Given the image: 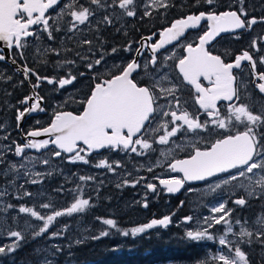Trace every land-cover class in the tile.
I'll return each instance as SVG.
<instances>
[{
    "label": "snow or ice",
    "instance_id": "snow-or-ice-1",
    "mask_svg": "<svg viewBox=\"0 0 264 264\" xmlns=\"http://www.w3.org/2000/svg\"><path fill=\"white\" fill-rule=\"evenodd\" d=\"M60 0H0V52L3 47L15 48L22 60L26 59L24 52L29 47H35L29 42V38L35 41L42 39L41 33H46L48 40H55V32L65 31V28L57 21H66L67 28L64 39L73 41L77 33H82L81 26H85L89 31L97 33V47H93V41L89 39L80 40L75 47L68 48L61 45L57 48L44 47L41 52L40 47H36V52L45 58L40 62L47 65L50 61L47 55L52 52L65 54L64 59H56L53 62L55 68H67L65 76H53L51 78L41 77L35 69L29 68L27 63L17 67V72H22L24 80L19 82L22 85L25 80L29 83L30 77L35 76L37 83L32 85L34 94L24 96L20 104H27L22 111L17 109L15 117L17 128L20 121L27 113L43 112L40 101L43 97L35 94V89L42 81H47L50 85H58L59 89L71 86L77 79L87 76L90 83L85 88L74 89L66 96L59 105V109L53 113L51 122L46 127H37L25 134L26 142L23 144L12 142V145L0 146V165H7L0 169V177L6 179L4 185H0V236L6 235L11 238V243L0 246V256H7L19 249L23 243L29 239H36L42 234H48L49 240L64 237L70 232V224L66 223L58 227L56 231H50L51 226L58 222V218L73 217L74 214H84L90 210V200L76 196L77 192L83 190L82 184H77L76 188L67 189V193L72 194L73 202L63 206V210H56L55 201L49 203H38L46 196L43 189L37 192H30L26 185H39L45 179H51L54 175H64L55 167L47 171H35L34 165L42 163L50 165L48 157L28 155L26 150L48 149L50 145L55 146L53 155L63 159L62 154H68L70 163L83 162L89 164V154L97 153L101 149L110 151H124L136 153L144 156L148 150L155 151L153 143L159 145H171L167 154L173 155V148L177 152H185L186 158L173 159L167 167L171 172L182 173V177L160 179V185L168 193L179 191L188 181H207L208 178L218 177L219 174H228L208 185L210 191L221 189L226 191L229 197L238 190L245 194L235 199V205L247 207L249 201L254 198L260 199L261 209L254 219L247 217L241 219L237 216L232 219L234 208L227 207L228 200L220 202L218 206H212L211 217L203 219V225H197L195 229L186 230L182 239L194 242L218 241L220 246L218 252L212 257L207 254L204 259L198 260L195 264H252L251 256H259V264H264V104L258 110H253L248 104L234 103L240 101L241 91L247 94L248 79H243L234 74V69L242 70V62H248L250 74L255 87L261 94H264V71H258L257 65L264 66V55H259L261 42H264V35L253 38L250 49L243 50L235 54L234 61L225 62L222 55L232 56L231 50H225L223 54H213L212 43L221 33H232L235 39H240L239 31H250L256 24H264V4L260 5L261 15L257 17L251 13L257 11L254 5L246 3V0H230L228 8L238 5L236 10H219V0H195V6L207 5L208 10L199 11L198 14H188L178 19H174L170 26L162 27L159 30V39L152 43V38L157 35L143 37L138 47H135V55L131 60L108 64L106 57L111 54H119L121 48L112 47L111 51L105 50L107 43L100 35L104 26L115 27L116 32L123 31L128 34L127 24H116L124 17H136L142 12L141 20L144 17H153L157 14L162 21L166 20L165 13L174 7L173 0H70L59 7ZM59 7L54 15H49V10ZM183 8V5H181ZM119 9V13L116 12ZM101 10L104 15L92 24V18ZM202 21H206V30L198 35V42H188L181 45L180 41L189 29H199L204 27ZM147 41L148 43H145ZM177 42V47H182L183 55L175 63V68L179 70L183 81L195 89V104L199 106L198 113L206 114L207 119L201 120L200 115H193L187 109V101L184 102V110H181V100L178 95L179 85L170 78L168 61L177 56L174 47L171 55L163 56L161 63L158 61V54L165 46ZM85 46L86 50H85ZM134 42L130 41L123 51L131 53ZM150 50L151 58L140 63L144 52ZM254 50V51H253ZM74 54V59L66 58V54ZM98 57V58H97ZM5 60V56L0 54V61ZM13 64L16 59L13 57ZM77 63L85 67L84 72L76 71ZM151 65V70H150ZM142 70L143 74L140 75ZM91 73L90 75H88ZM6 74H0V80ZM139 75L140 78L135 77ZM201 78L207 81L205 87L201 83ZM12 80V76H7ZM149 83L144 85V81ZM259 81V82H256ZM144 85V86H142ZM167 85V86H165ZM17 85H13L16 87ZM159 89V92H157ZM84 93L80 100L74 97ZM10 95V93H6ZM163 98L164 103L161 102ZM249 99H251L249 95ZM226 101L227 115L222 116V109L218 107V102ZM6 103V102H5ZM69 103L78 104L82 111L62 110ZM259 101H254L257 104ZM169 118V119H165ZM39 125V121H37ZM0 128H5L0 123ZM224 130V131H220ZM162 131V134H160ZM158 140L150 142L149 137L157 136ZM47 136V139H37ZM215 137V138H214ZM2 137L0 139H7ZM214 138V139H213ZM19 157L20 162L10 161L7 154ZM190 153V154H188ZM161 155H164L161 152ZM97 168H107L109 172H115L116 168L122 167L119 161L109 163L102 158L94 165ZM152 171V167L147 169ZM231 170H236L231 174ZM76 176V173L72 174ZM24 183L18 184L21 178ZM71 177L65 176V182ZM142 179V178H141ZM96 181L94 175H81L79 181L87 184L88 181ZM241 181L236 183V181ZM137 180L135 183H139ZM127 183V180H125ZM118 188L121 184L116 185ZM103 187V181L94 190L98 193ZM230 187V190H229ZM148 190L156 192L157 186L154 183H147ZM191 191V189H190ZM56 193L65 192L64 184L54 189ZM10 195H14L17 200L23 201L28 197L33 201V206H26L21 203L18 206L8 200ZM139 203V202H136ZM183 204V201L181 202ZM147 207V204L144 205ZM9 209H16L18 214H28L35 218L42 226L30 221H25L23 230H12L8 224V218L4 215ZM47 210L50 214H43L41 211ZM82 219V217H81ZM174 219L169 215L163 218H153L150 222L143 223L138 227L130 229L122 228L114 218L94 220L100 225L91 231L81 224L80 228L67 235V243L51 244L47 248L37 247L34 250L36 255L44 253L38 264H56L55 258L68 249V256L74 253L73 246H82L88 241H97L101 238L116 234L127 237H136L145 233L146 230L155 226L168 227ZM185 220H192L188 216ZM16 216L11 217L15 223ZM213 225H224V234L217 236L209 229ZM38 229V230H37ZM231 233L234 239H229ZM249 251H245V247ZM256 247L259 251H256ZM227 249V251H224ZM115 250V249H113ZM51 257V258H50ZM65 264H68L66 258Z\"/></svg>",
    "mask_w": 264,
    "mask_h": 264
},
{
    "label": "trees",
    "instance_id": "trees-1",
    "mask_svg": "<svg viewBox=\"0 0 264 264\" xmlns=\"http://www.w3.org/2000/svg\"><path fill=\"white\" fill-rule=\"evenodd\" d=\"M70 0H60L59 7ZM174 7L168 9L165 13L166 20L162 21L157 14H154L153 17H144L141 20V16L137 15L136 17H124L121 24H127L128 34L124 33L119 34L116 32L115 27L105 26L100 31L102 38L106 42H113L119 45L124 44V41L130 39V37H140L142 35H148L152 32H158L162 27L168 25L173 19L181 17L188 13H195L198 11L208 10L207 5H195V0H173ZM230 0H219V10L229 9L228 4ZM80 3H85V0H80ZM246 3L254 5L257 11L252 12V15L259 17L261 12L259 11L260 5L264 4V0H246ZM183 5V8H181ZM59 7H54L52 10H49V15H54ZM238 5H234L231 9H237ZM103 10L97 13L95 16H103ZM97 20V19H96ZM64 28L66 27V21H57ZM65 31L55 32V40H48L46 33H41L42 39L40 41H35L33 38H29V42L34 44L35 47H29L25 52L24 56L26 59L22 60L17 54L18 50L15 48L10 49L11 57H15L16 62L19 66L27 63L29 68H33L41 76H47L49 78L53 76H65L68 69L67 68H55L53 67L54 59L51 56H47V59L50 61L47 65L41 63L40 61L45 57L36 52V47H52L57 48L61 45H64L68 48H73L78 43V37L80 33L76 34V39L73 41H68L64 39ZM63 33V35H62ZM95 37V34H92V31H89L88 38L92 40ZM85 39V37H83ZM123 38V39H120ZM64 59L65 54L60 53L56 59ZM66 58L74 59V54H66ZM126 62V60L124 61ZM85 69L83 65L77 63L76 71L82 72ZM0 74H6L5 78L0 80V123H7V141L12 144L13 141L23 144L21 139V134H25L28 130L45 126L47 125L52 118V115L55 111L60 110L59 105L65 100L64 97L65 89L69 86H65L64 89H59L58 85H50L47 81H42L36 92L39 96L43 97V107L44 111L39 112L35 115L28 116L22 123L20 131L17 128V121L15 119L17 115V109L20 111L24 108L25 104H20L19 101L23 100L24 96H27L29 93V86L35 85L37 83L35 76L30 77L31 83L27 80L20 85L19 82L24 80V77L17 72L8 62L5 60L0 61ZM7 76H12V80H8ZM82 81V86L85 79H77L75 83ZM73 84V85H74ZM13 85H17L13 87ZM70 90V89H69ZM10 93V95H6ZM83 92L79 98H82ZM75 98V97H74ZM76 99V98H75ZM77 100V99H76ZM6 102V103H5ZM77 109H81L78 104L69 103L62 110H71L77 112ZM39 121V125H37ZM1 131V129H0ZM10 136V139H9ZM11 157L14 156L11 153H8ZM64 157L65 155L62 154ZM126 159L130 160L129 154H126ZM125 159V158H124ZM123 159V160H124ZM121 160V162H123ZM79 176V174L77 173ZM78 181L79 178L77 177ZM73 180V178L71 179ZM68 180L65 182V178H61L59 175H54L51 179L43 180L42 184L46 188V196L42 198L38 203H49L55 201L57 206L60 202H64L70 195L66 193L68 185L72 182ZM69 183V184H68ZM103 187L99 188V192L96 191L94 195L89 196L90 205L92 207L90 210H86L84 214H74L73 217H63L58 218V222L54 223L51 226L50 231H56L58 227L63 226L66 223L70 224V232L66 233L64 237L57 238L54 240L48 239V234H42L41 237L36 239H31L29 234V239L22 244V246L17 249L14 253L7 256H0V264H38V261L44 255H36L34 250L37 247L47 248L51 244H65L67 243V235L71 232L76 231L78 228H72L74 225L78 224L80 228L81 224L85 227H94L97 223L94 221V217H106L109 210H121L122 203H125V197L127 195H134L133 191L129 187H116L107 182H103ZM61 184H64L65 192L56 193L54 189L59 187ZM99 186V185H98ZM72 188V184L70 185ZM90 193V191H88ZM8 200L13 203L16 198L13 195L8 197ZM33 206V204L31 205ZM138 209V208H137ZM139 210V209H138ZM156 210V209H155ZM155 212H158L155 211ZM134 214L132 211L127 210V212L122 213L121 216H114L118 220L119 226L122 228H129L133 222L127 219L128 216ZM126 216V217H124ZM82 217V219H81ZM93 220V223L90 221ZM87 223H90L89 225ZM89 231L92 228L88 229ZM113 234L101 238L97 241H88L82 246H73L71 251L74 253L73 256H68V249H65L60 253L56 258V264H65L66 258L68 259V264H152L155 262H164L172 261L175 264H195L197 257L194 256V251L196 250L197 244L201 248L202 242H194L187 239H182L184 236L183 232L175 228L174 225H169L161 231L157 230H146L145 233L138 234L136 237L131 235L124 237L115 233V230H112ZM0 241V246L4 244ZM115 249V250H113ZM51 258V257H50Z\"/></svg>",
    "mask_w": 264,
    "mask_h": 264
},
{
    "label": "rangeland",
    "instance_id": "rangeland-1",
    "mask_svg": "<svg viewBox=\"0 0 264 264\" xmlns=\"http://www.w3.org/2000/svg\"><path fill=\"white\" fill-rule=\"evenodd\" d=\"M138 2H142V0H138ZM119 9H116V12L119 13ZM105 13L103 12V15ZM138 15L142 16V12H139ZM101 18V16L99 15L98 17L94 16L92 18V24L94 25L96 23V19L99 20ZM121 23H117L116 27H120ZM105 27V26H104ZM67 28V24L65 27V30ZM81 28L83 29V32L77 35H80V37H78V42L82 39H84L83 37H85V39H88L86 37H88L89 35V29L86 28L85 26H81ZM203 27L199 29V32L201 33L203 31ZM102 31V30H101ZM198 31L194 30L193 33H190L188 35V37H198V35L200 34ZM58 33V32H57ZM124 33L123 31L119 32V34ZM92 34H95V37H93L92 41H93V47H97L98 45V41L96 39L97 37V33L92 31ZM63 35V33H62ZM99 35L102 37V35L99 33ZM123 39V38H120ZM137 39V38H136ZM141 39V36L138 37L137 40ZM129 39L125 40L128 41ZM113 44V42L109 41L108 45ZM44 45H42L40 47V49H42ZM85 46V50H86ZM43 50H41L42 52ZM111 51V50H110ZM108 51V52H110ZM172 51H170L167 55H171ZM41 55V54H40ZM59 54L56 52H52L49 53L47 56H51L54 61L55 58L58 56ZM107 58V57H106ZM113 58V55H111V59ZM127 57H125V55L122 56V60L123 61H127L126 59ZM121 59H117V58H113L112 62H110L109 64L113 63V62H119ZM175 76V74H174ZM176 77V76H175ZM83 88L82 86V81H79L77 83H75L74 85H71L69 87H67L64 92V97L69 93H72L74 89H81ZM70 89V90H69ZM82 94V93H81ZM75 96V98L77 100H79L80 96ZM251 99H249V106L253 108V110H258L259 107H256V104H253V100H252V95L251 93L249 94ZM5 125V128H0V138L7 136L6 135V131H7V123L2 122ZM10 139V136H9ZM4 145H12L10 142H8L6 139H0V146H4ZM53 149H47L43 152L40 153H34V152H26V154L28 155H34V156H38L44 158V157H48L51 160V164L50 165H44L42 163H37L34 165V169L35 171H47L52 167H55L56 169H58L60 172H62L64 175H59L61 178H65V176L67 177H71V179L73 178V180H71V184H72V188H76L77 184H82L83 185V190L80 192L76 193V196L81 197V198H85V199H89V196L94 195L95 194V188L98 187L99 182L103 181V182H107L113 186H116L118 183L121 184V187H129L132 189L134 195H127L125 197V203H122L121 206V210L115 211V210H109L108 211V215L106 217H99L101 220L105 219V218H114V216H121L122 213L127 212V210L132 211L134 214H131L130 216L127 217V219H129L130 221L133 222V224L128 228L130 229L131 227H138L141 226L143 223H146L147 220H150V210L147 207H145V204H148L149 201L154 200L156 203V207L157 208H161L163 203H172L171 206H182L184 208V212L181 213V215L173 221V225H175V228L178 227V230L182 231L183 234L185 233L186 230H190V229H195L197 227V225H203V219L205 217H211L213 214L210 212V208L212 206H218V204L220 202H224L223 199L221 198L222 196L219 195V191H221V194H223L224 196L228 195L226 191H222L221 189H217L218 190V194L214 193V191H210L208 185L209 184H205L203 186H199V187H194V186H189L186 189L180 191V193H178L175 196L174 200H170V198H168L167 196H164L163 193V189H161L158 184L156 183L155 179L158 178V175H162V173L160 172V170H156L157 167L163 162V160L167 157V159H171L172 157H174L175 155L169 156L167 153H165L164 155L158 154L157 156H153L152 155V159H150L149 157L144 156H139L136 155V157H130V160H127L126 157L123 160V162H121V160L119 161L118 159H116L114 156L112 155H104L105 159L108 160L109 163H113L119 161L122 165V167L116 168L115 172H109L107 170V168H103L104 171L103 173L101 172L99 175H97V167L92 166L88 172H90V175H94L97 177L96 181H88L87 184H84L83 182L78 181L77 177L79 178V176L81 175H85L87 176L88 174L86 173V169H87V164H84L83 162H77L75 164L70 163L68 161V159L64 156L63 159L61 158H57L55 157L52 153H53ZM7 159L10 161H15L17 163L20 162V158L16 157V156H10L9 154H7ZM134 159H137L136 162H134ZM93 164L95 165L98 162H94L92 161ZM4 167H7V165H0V169H3ZM86 167V168H85ZM149 167H152V171L149 172L147 169ZM76 173V176H73L72 174ZM77 173L79 174V176L77 175ZM142 178V179H141ZM6 179H11V175L7 178L4 177H0V185H4L6 183ZM24 179L23 177H21L17 183H24ZM125 180H127V183H125ZM139 180V183H135V181ZM43 182V181H42ZM42 182L39 185H26V189L30 192H37L41 189H43L46 193V188L45 185L42 184ZM154 183L157 186L156 192L154 193L151 190H148L146 188V184L147 183ZM241 181H237L236 183H240ZM69 184V183H68ZM70 184V185H71ZM104 184V183H103ZM70 185H68L67 189H71ZM117 187V186H116ZM67 189H66V193H67ZM161 189V190H159ZM191 189V191H190ZM88 190H92L90 191V193H88ZM230 190V187H229ZM163 191L162 194H160ZM69 194V193H68ZM245 193H243L244 195ZM70 196L65 198L66 200L64 202H60L57 206H56V210H63V206L65 205H69L71 202H73V197L72 194H69ZM14 196V195H13ZM183 201V204H181V202ZM234 199H231L232 205H228L227 207L229 208H233V207H238L237 210L234 211L233 215H232V219H235V217L239 216L241 217V219H243L244 217H247L249 220H252L255 218V216L260 213L261 209L259 207L260 204V199L259 198H254L252 200L249 201V205L247 207H243L244 209H247V211H245L244 213H242V207L235 205L233 203ZM139 202V203H136ZM24 203L26 204V206H30L33 204V201L30 200L28 197H25L23 201L20 200H15L13 202V204L17 205V209L18 206ZM170 205V204H169ZM168 205V206H169ZM139 210H138V209ZM167 209V205L163 207V209ZM176 208H173V211ZM236 209V208H234ZM41 211L43 212V214L47 215L50 214V212H48L47 210H43L41 209ZM166 213V211H164ZM180 212V211H178ZM237 214V215H236ZM7 218H8V224L7 226H10L12 230H23L24 228V224L25 221H30L36 225L42 226V224L40 222L35 221V218H31L29 217L28 214H18V211L16 209H9L7 213L4 214ZM187 215H190L191 217H193L192 220L185 222L182 220V218L180 217H185ZM12 216H16L17 220L15 223H13L11 221V217ZM126 217V216H124ZM95 221V220H94ZM96 222V221H95ZM90 223H93V220L90 221ZM90 223H87L88 225ZM97 224L94 227L89 226L88 229L92 228H99L100 225L98 224V222H96ZM177 226V227H176ZM225 227L224 225H213L212 229H209L210 232H215V234L217 236L224 234L225 231ZM72 228H79L78 224L74 225ZM38 230V229H37ZM229 239H234L232 237V234L229 233L228 237ZM0 241L3 243H7L9 241H11V238L7 237L6 235L0 236ZM203 243H205V245L201 244V248L199 247L200 245L197 244L196 250L194 251V256L197 257V260H201L204 259L206 254L207 256L210 258L212 257L214 254H216L220 248V246L218 245V241H201ZM205 246V247H204ZM245 247V251H249V249L247 248V246ZM224 251H227V249H224ZM256 251H259V248L256 247ZM44 254V253H43ZM251 261L252 264H259L260 258L258 255L253 254L251 256ZM152 264H175L172 261H164V262H155ZM209 264H213V262L209 261Z\"/></svg>",
    "mask_w": 264,
    "mask_h": 264
},
{
    "label": "flooded vegetation",
    "instance_id": "flooded-vegetation-1",
    "mask_svg": "<svg viewBox=\"0 0 264 264\" xmlns=\"http://www.w3.org/2000/svg\"><path fill=\"white\" fill-rule=\"evenodd\" d=\"M202 25H204V27H203L204 28L203 31H204L206 29V21H203ZM199 29H197L196 31L199 32ZM193 31L194 30H187L186 31L185 36L180 41L181 45L186 44L188 42H193L194 43V42L198 41V37H188V35L190 33H193ZM238 34L240 35V39H235L234 35L232 33H228V34L224 33V34H221L219 37H217L215 39V42L212 43V45H211V50L213 51V54H223V53H225L226 49L227 50H231L233 55L230 56V57L222 55V59H224L225 62H232L234 60V58H235V54H239L243 50L250 49L251 41H252L253 38H256V37L264 35V24H256L255 26H253L252 30H250V31H239ZM136 38L138 39V37H130V39L128 41H126V42L124 41V44H122V45H119L117 43H113L111 45H108V42H107L105 44V50L106 51H110L111 48L114 47V46L115 47H119V48H121V51L119 52V54H111V55H113V58L121 59L122 56L125 55V57H127L126 58L127 61H129L135 55V47L139 46L138 40ZM156 38L157 37L154 36L152 38L151 42L153 43ZM130 41L134 42V47H133L132 52L131 53L124 52L123 48ZM145 43H148V42L145 41ZM176 44H177V42H174L172 45L166 46L165 49H161L159 51V54H158V61H160L162 63L163 62V60H162L163 56L167 55L170 51H172L174 47L176 48L177 56L173 60L168 61L167 63L169 65L168 71H169L170 78L173 79L180 87V92L178 93V95H179L180 100H181V105H182L181 110H184V102L187 101V105H186L187 109L190 110L193 115L199 114L202 121L206 120L207 116H206L205 113H203V112H199L198 113L199 106L195 104V90H194V88L192 86L188 85L187 83H185V81H183V78L179 75L178 69L175 68V63L178 62V59L181 58L183 55H185V52H183L182 47H177ZM259 47L261 49L260 52H259V55H264V42H261ZM149 51L150 50H146L144 52L142 58L140 59V63L142 65H143V63L145 61L150 60L151 54H150ZM111 55H109L106 58L108 64L110 62H112L113 58L111 59ZM242 66H243L242 70L234 69V74L239 75L241 77V79H243L245 76H247V79H248V82H249L248 83L247 94H245V92L242 90L241 91V99H240V101H234V103H245V104L249 105V94L251 93L253 102L254 101H259V103H257L255 106L256 107H260L261 104H264V94H261L259 92V90L255 87V84L252 82L253 78H252V76L250 74V68H249L248 62H242ZM257 69H258V71H264V66H261V65L258 64L257 65ZM150 70H151V65H150ZM84 71H85V69L82 72H84ZM90 74L91 73H89L88 75H90ZM142 74H143V72L141 70L140 71V75H142ZM174 74H175L176 77L174 76ZM135 78L139 79L140 76L137 75ZM83 79H85V81L83 83V88H85V86L88 83H90V81L88 80L87 76H85ZM256 82H259V81H256ZM148 83L149 82L147 80L144 81V85H146ZM201 83L205 87L208 86L207 81H204L202 78H201ZM144 85H142V86H144ZM165 86H167V85H165ZM157 92H159V89H157ZM83 95H84V93H83ZM161 102L164 103L163 98L161 99ZM227 103L228 102H226V101L218 102V107L222 109V116H226L227 115V111H226ZM165 119H169V118H165ZM220 131H224V130H220ZM160 134H162V131H161ZM149 139H150V142H153L154 140H158V135L157 136H151V137H149ZM169 147H171V145H159V144L153 143V148L155 149V151L148 150V152L146 153L145 156L149 157L150 159H152L153 158L152 155L153 156H157L158 154H161V152H163L164 154L167 153ZM126 154H129V157H136V155H137L136 153H131V152H127L126 153L124 151H110V150H107V149H101L97 153L89 154L90 163L86 165L87 166L86 173L88 175H90V172H88V170L92 166H94L92 161L99 162L100 159L105 158L104 155H112V156H114L116 159H118L120 161V160H123L125 158ZM188 154H190V153H188ZM173 155H175V156L172 157L170 160L167 159V157H166L163 160V162L157 167L156 170H160L162 175H158L157 176L158 178L155 179V181L158 184V186L161 189H163V191H164V193L162 191L160 194L163 193V195L167 196L168 198H170V200H174L175 196L178 193H176V194L168 193L164 189V187H161L159 185V180L160 179H168V178H172V177H176V178L182 177L179 172H175V173L171 172L170 169L167 167V165L174 158L175 159L185 158L186 157V153L185 152H177L173 148ZM67 156H65V157L67 158ZM136 161H137V159H134V162H136ZM103 171H104L103 168H97V175H99L101 172L103 173ZM235 171L236 170H231V174H235ZM226 175H228V174H219L218 177L208 178L207 181H196V182L185 183L184 186L182 187V190L186 189L189 186L199 187V186H203V185L209 184V183L213 184L216 180H218L219 178H222V177H224ZM161 189H159V190H161ZM88 191H92V190H88ZM214 193L218 194V190L214 191ZM243 193L244 192L242 190H238V191H236L234 194H232L229 197V195L224 196L223 194H221V191H219V195L222 196L221 198L223 199V201L224 200H228V205H232L231 199L235 200V199L239 198L241 195H243ZM171 204H172L171 202L168 203V204L167 203H163L161 208H157L156 207V203H155L154 200L149 201V203L147 205H148V208L150 210V220L153 219V218H161L164 215H169L170 218H172L173 214H174L173 221L176 220L181 215V213L184 212L185 210H184V208L182 206H180V207L171 206ZM166 205H167V209L166 208L163 209V207L166 206ZM174 207L176 209L173 211ZM233 208H236L235 210H237L238 207H233ZM157 210H158V212H155ZM164 211H166V213ZM178 211H180V212H178ZM245 211H247V209L242 208V213H244ZM188 216H190V215H187L185 217H188ZM185 217H180V218H182V220L185 221V222L190 221V220H185L184 219ZM173 221L169 225H173L174 224ZM147 222H148V220H147ZM174 227H175V225H174ZM163 229H165V227L157 225L152 230L161 231ZM202 244L205 245V243H203V242H202Z\"/></svg>",
    "mask_w": 264,
    "mask_h": 264
},
{
    "label": "water",
    "instance_id": "water-1",
    "mask_svg": "<svg viewBox=\"0 0 264 264\" xmlns=\"http://www.w3.org/2000/svg\"><path fill=\"white\" fill-rule=\"evenodd\" d=\"M226 10H235V9H226ZM224 11V10H223ZM199 12H197V13H190V14H198ZM186 15H188V14H186ZM186 15H184V16H186ZM183 17V16H182ZM179 18H181V17H179ZM176 19H178V18H176ZM173 21V20H172ZM171 21V22H172ZM203 22V21H202ZM171 24V23H170ZM170 24L169 25H167V26H170ZM206 24H207V22H206ZM167 26H165V27H167ZM190 30V29H189ZM206 30V29H205ZM202 34V33H201ZM221 34H224V33H221ZM220 34V35H221ZM142 37H146V36H142ZM159 39V35H157V38H156V40H158ZM155 40V41H156ZM141 41V39H139L138 40V42H140ZM175 42V41H174ZM173 42V43H174ZM198 42V41H197ZM0 44H2V42H0ZM166 47V46H165ZM150 52V51H149ZM0 54H3L4 56H5V61L6 62H8L13 68H15V69H17V67H19V65L17 64V62H16V64H13L11 61H12V57H11V55H10V49H8L7 47H3V51L2 52H0ZM185 55H186V53H185ZM234 61V60H233ZM178 72H179V70H178ZM20 74L23 76V73L22 72H20ZM181 75V74H180ZM24 77V76H23ZM181 77H182V75H181ZM183 78V77H182ZM46 81V80H45ZM185 83H187L186 81H185ZM191 86V85H190ZM195 90V89H194ZM34 94V92H33V88H32V86H29V93H28V95L27 96H32ZM35 94H38L37 92H36V90H35ZM28 105L27 104H25V106L24 107H27ZM40 106L44 109V107H43V100L42 101H40ZM23 110V109H22ZM21 110V111H22ZM83 109H81L80 111H82ZM66 111H69V110H66ZM37 113H39V112H32V113H27L26 115H25V117L20 121V125H19V131H20V127H21V125H22V123H23V121L28 117V116H31V115H35V114H37ZM74 114H78V113H75L74 112ZM51 122V121H50ZM50 122L48 123V124H50ZM48 124L47 125H45V126H43V127H46V126H48ZM34 129H36V128H33V129H30V130H28L27 132H29V131H31V130H34ZM26 132V133H27ZM25 133V134H26ZM25 134H21V139L23 140V143L24 142H26V139H30V138H26V136H25ZM48 137L47 136H42V137H39V138H37V139H47ZM49 147H53V148H55V146H52V145H50ZM48 147V148H49ZM44 150H46V149H41V150H35V149H31V150H28V151H30V152H34V153H40V152H42V151H44ZM56 150H58V149H56ZM186 158V157H185ZM183 159V158H182ZM181 174V176L183 175L182 173H180ZM190 182H196V181H188V182H186V183H190ZM159 185H160V183H159ZM161 187H164L163 185H160ZM182 190V188L179 190V191H177V192H175L174 194H176V193H179L180 191ZM161 218H163V217H161ZM150 222V221H149Z\"/></svg>",
    "mask_w": 264,
    "mask_h": 264
}]
</instances>
